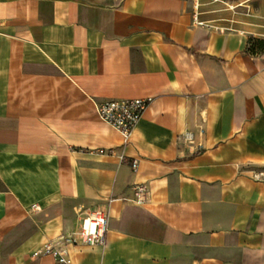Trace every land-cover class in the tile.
<instances>
[{"label":"crops","instance_id":"1","mask_svg":"<svg viewBox=\"0 0 264 264\" xmlns=\"http://www.w3.org/2000/svg\"><path fill=\"white\" fill-rule=\"evenodd\" d=\"M250 38L264 0H0V264H56L35 253L102 208L106 244L70 264H264ZM148 97L128 142L98 113Z\"/></svg>","mask_w":264,"mask_h":264},{"label":"built area","instance_id":"2","mask_svg":"<svg viewBox=\"0 0 264 264\" xmlns=\"http://www.w3.org/2000/svg\"><path fill=\"white\" fill-rule=\"evenodd\" d=\"M209 1L217 2L221 0ZM151 101V97L128 100H106L98 104V113L104 121L119 129L126 142H128L129 137ZM191 136V131H187L184 134L186 138H190ZM131 166L136 170V159L132 160ZM263 175L264 173H259L256 174V177L260 178ZM134 191V200L137 203L149 201L150 190L145 183L135 184ZM33 207L37 210L40 209L38 204H34ZM109 225V210L107 208L96 209L82 218L80 228L77 231L47 242L35 255H50L55 259L56 264H70L69 245L76 244L78 241L90 245H105Z\"/></svg>","mask_w":264,"mask_h":264},{"label":"trees","instance_id":"3","mask_svg":"<svg viewBox=\"0 0 264 264\" xmlns=\"http://www.w3.org/2000/svg\"><path fill=\"white\" fill-rule=\"evenodd\" d=\"M250 50L253 53L264 51V39L260 38H250Z\"/></svg>","mask_w":264,"mask_h":264}]
</instances>
